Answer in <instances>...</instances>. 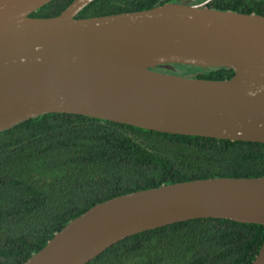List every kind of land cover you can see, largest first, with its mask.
Masks as SVG:
<instances>
[{
	"label": "water",
	"instance_id": "95a60500",
	"mask_svg": "<svg viewBox=\"0 0 264 264\" xmlns=\"http://www.w3.org/2000/svg\"><path fill=\"white\" fill-rule=\"evenodd\" d=\"M53 1L0 0V134L61 114L264 145V16L216 11L208 0L78 19L98 0H75L58 17H30ZM175 66L234 76L187 78ZM204 219L264 227V177L196 180L114 198L70 222L24 264H89L128 238ZM253 264H264V243Z\"/></svg>",
	"mask_w": 264,
	"mask_h": 264
},
{
	"label": "trees",
	"instance_id": "16d2710c",
	"mask_svg": "<svg viewBox=\"0 0 264 264\" xmlns=\"http://www.w3.org/2000/svg\"><path fill=\"white\" fill-rule=\"evenodd\" d=\"M74 1L55 0L30 17H58ZM206 1L98 0L77 18ZM209 7L264 16V0H215ZM175 69L206 81L234 76L226 69ZM260 177L263 144L165 135L75 115L26 121L0 134V264H24L70 222L114 198L196 180ZM263 243L259 225L193 220L128 238L89 264H253Z\"/></svg>",
	"mask_w": 264,
	"mask_h": 264
},
{
	"label": "rangeland",
	"instance_id": "374dc122",
	"mask_svg": "<svg viewBox=\"0 0 264 264\" xmlns=\"http://www.w3.org/2000/svg\"><path fill=\"white\" fill-rule=\"evenodd\" d=\"M185 70H188V69H184L183 71H185ZM180 71H181V70H180ZM180 71H179V72H180ZM192 71H195V69H192ZM181 73H182V71H181Z\"/></svg>",
	"mask_w": 264,
	"mask_h": 264
}]
</instances>
